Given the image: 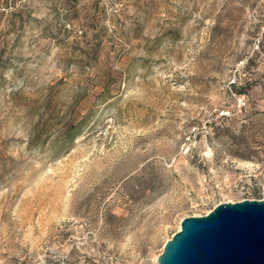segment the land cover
Returning <instances> with one entry per match:
<instances>
[{"label": "rangeland", "instance_id": "obj_1", "mask_svg": "<svg viewBox=\"0 0 264 264\" xmlns=\"http://www.w3.org/2000/svg\"><path fill=\"white\" fill-rule=\"evenodd\" d=\"M241 200L264 201V0H0V264H156Z\"/></svg>", "mask_w": 264, "mask_h": 264}, {"label": "water", "instance_id": "obj_2", "mask_svg": "<svg viewBox=\"0 0 264 264\" xmlns=\"http://www.w3.org/2000/svg\"><path fill=\"white\" fill-rule=\"evenodd\" d=\"M156 264H264V201L216 204L184 217L164 242Z\"/></svg>", "mask_w": 264, "mask_h": 264}, {"label": "built area", "instance_id": "obj_3", "mask_svg": "<svg viewBox=\"0 0 264 264\" xmlns=\"http://www.w3.org/2000/svg\"><path fill=\"white\" fill-rule=\"evenodd\" d=\"M258 49V41H256L255 45H254V50Z\"/></svg>", "mask_w": 264, "mask_h": 264}]
</instances>
